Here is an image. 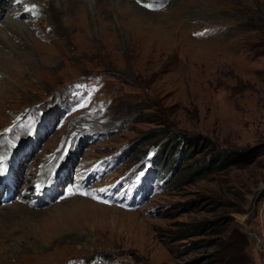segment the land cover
Listing matches in <instances>:
<instances>
[{"label": "rangeland", "instance_id": "374dc122", "mask_svg": "<svg viewBox=\"0 0 264 264\" xmlns=\"http://www.w3.org/2000/svg\"><path fill=\"white\" fill-rule=\"evenodd\" d=\"M65 1L0 0V264H264V0Z\"/></svg>", "mask_w": 264, "mask_h": 264}, {"label": "trees", "instance_id": "16d2710c", "mask_svg": "<svg viewBox=\"0 0 264 264\" xmlns=\"http://www.w3.org/2000/svg\"><path fill=\"white\" fill-rule=\"evenodd\" d=\"M165 134V132H162L161 134H158L157 136H161L159 139H157L154 143L156 145H159L161 143V140H162V135ZM150 138V137H149ZM141 144V143H140ZM162 146L161 145V149H162ZM193 149H195V145L192 146V148L188 151V156H190V154L192 153ZM159 151V150H158ZM156 152L155 155H154V159H157L158 160V163L162 166L165 165L166 163V159H164L162 156V153L159 154V152ZM216 161V166H211L210 164L205 163L203 165H201L200 167V170H195L191 176H196L197 174H206L207 170H214V169H225L227 167H229L230 164H237V163H242V162H249L251 161V159H249L247 157V155L245 154H234V153H218L215 157H214ZM196 227V226H195ZM246 237H249L247 232L245 231V233H242L241 234V238H242V241L244 243H247V238ZM231 243V249H233L234 251L237 249H239V251H243V247L241 246H238L237 243L234 241V239L232 238L230 241ZM238 251V253H239ZM240 254V253H239ZM241 255V254H240ZM242 256V255H241ZM224 260V259H223ZM226 261V260H225ZM238 264H246L245 260H242V258L240 257L239 261H238Z\"/></svg>", "mask_w": 264, "mask_h": 264}, {"label": "bare ground", "instance_id": "6f19581e", "mask_svg": "<svg viewBox=\"0 0 264 264\" xmlns=\"http://www.w3.org/2000/svg\"><path fill=\"white\" fill-rule=\"evenodd\" d=\"M44 1V2H43ZM47 0H10L9 2V7L7 8V16H8V20L6 21L7 22V26H10L12 25L14 27V25H18V22H20V18L22 17V15L25 13H36L38 11V6L39 5H44L45 2ZM49 1V4L53 5V4H58V5H62L61 3H63V7L65 6V3L66 1L65 0H48ZM72 1V0H71ZM80 1V0H79ZM101 0H95V7L97 8H100V2ZM75 2V1H74ZM87 2H90L91 4V1L90 0H87ZM80 3V2H78ZM75 5V4H74ZM77 5V4H76ZM85 5V4H84ZM84 5H83V2L78 4V12H79V15H80V12L84 10ZM107 5V4H106ZM72 6V5H71ZM60 7V6H59ZM104 6H102L103 8ZM28 12H26V10H28ZM65 9V8H64ZM67 9V8H66ZM105 9V8H104ZM63 12V11H62ZM6 17V16H5ZM23 22V21H22ZM26 24V23H25ZM6 26V27H7ZM21 26V25H20ZM1 29V28H0ZM3 30V29H2ZM11 30V29H10ZM5 31V30H4ZM9 31V30H8ZM1 34V33H0ZM7 35V34H6ZM9 37V35H7ZM3 39V37L0 36V40ZM4 40V39H3ZM2 41V40H1ZM26 46H27V43H26ZM3 56H5L3 54ZM7 56V55H6ZM25 56V55H24ZM28 56V57H27ZM8 57V56H7ZM26 57L29 58V54H27L26 52ZM9 60L11 61H15V58H10ZM1 168V167H0ZM2 170V169H1ZM4 172V171H3ZM11 173V171H7L6 174H3V179L6 180V179H9V174ZM62 220V219H61Z\"/></svg>", "mask_w": 264, "mask_h": 264}, {"label": "water", "instance_id": "95a60500", "mask_svg": "<svg viewBox=\"0 0 264 264\" xmlns=\"http://www.w3.org/2000/svg\"><path fill=\"white\" fill-rule=\"evenodd\" d=\"M245 227H246V229H247V230L249 229V227H248V225H247V224L245 225Z\"/></svg>", "mask_w": 264, "mask_h": 264}, {"label": "snow or ice", "instance_id": "6c2138e0", "mask_svg": "<svg viewBox=\"0 0 264 264\" xmlns=\"http://www.w3.org/2000/svg\"><path fill=\"white\" fill-rule=\"evenodd\" d=\"M83 194L87 195V193H83Z\"/></svg>", "mask_w": 264, "mask_h": 264}]
</instances>
